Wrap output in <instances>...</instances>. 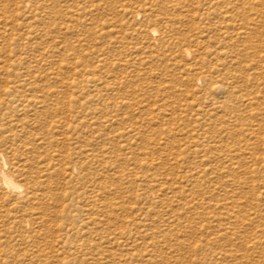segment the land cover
Masks as SVG:
<instances>
[{"label": "rangeland", "instance_id": "374dc122", "mask_svg": "<svg viewBox=\"0 0 264 264\" xmlns=\"http://www.w3.org/2000/svg\"><path fill=\"white\" fill-rule=\"evenodd\" d=\"M0 153V264H264V0H0Z\"/></svg>", "mask_w": 264, "mask_h": 264}, {"label": "bare ground", "instance_id": "6f19581e", "mask_svg": "<svg viewBox=\"0 0 264 264\" xmlns=\"http://www.w3.org/2000/svg\"><path fill=\"white\" fill-rule=\"evenodd\" d=\"M153 33H157V31L154 30ZM243 35V34H242ZM200 80H204V77H201ZM0 160H3V164L6 166V160L3 157V155H1L0 153ZM0 182L2 183V186L4 188H7L11 191H14L15 193H18L20 191V189L22 188L21 185H19V183H17L12 176H10L8 173H6L5 171H0Z\"/></svg>", "mask_w": 264, "mask_h": 264}]
</instances>
